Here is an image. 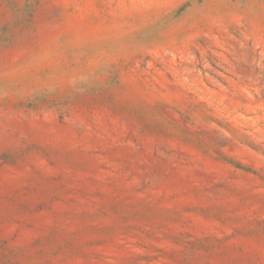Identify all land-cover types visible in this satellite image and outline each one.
<instances>
[{
	"label": "rangeland",
	"instance_id": "rangeland-1",
	"mask_svg": "<svg viewBox=\"0 0 264 264\" xmlns=\"http://www.w3.org/2000/svg\"><path fill=\"white\" fill-rule=\"evenodd\" d=\"M0 264H264V0H0Z\"/></svg>",
	"mask_w": 264,
	"mask_h": 264
}]
</instances>
